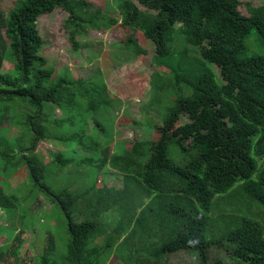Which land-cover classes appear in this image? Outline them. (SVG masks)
I'll return each mask as SVG.
<instances>
[{"label": "trees", "instance_id": "1", "mask_svg": "<svg viewBox=\"0 0 264 264\" xmlns=\"http://www.w3.org/2000/svg\"><path fill=\"white\" fill-rule=\"evenodd\" d=\"M135 1L144 10L132 0L113 4L120 22L153 44L156 63L174 60L172 80L154 88L161 94L170 88L175 98L162 124L154 126L156 140L135 142L102 159L100 149L114 140L116 104L105 98L107 87L101 79H75L67 67L54 70L41 54L44 40L37 21L57 9L65 12L62 27L78 50L77 38L87 28H109L118 20L88 8L84 0H16L7 13L0 0V211L19 208V199L7 194L5 185L9 187V180L23 168L30 189L44 191L64 216L56 234L48 233L37 264H100L111 248L122 264H164L177 252L195 254L199 264H225L226 257H209L216 247L224 248L235 264H264V223L242 219L218 240L206 238L213 228L214 200L238 182L264 207V54H246L252 31L264 47V5L241 0ZM128 44L130 40L123 47ZM191 51L199 57H191ZM4 62L12 66L7 73L2 72ZM183 117L186 122L179 124ZM90 121L106 137L94 139L93 145L84 141L91 136L84 128ZM44 142L60 147L46 163L37 153ZM169 146L183 156L182 162L168 158ZM89 148L94 154L83 161L100 164V169L111 166L122 178V191L79 199L65 189L55 192L46 186L48 168L64 173L70 153L86 154ZM131 185L146 194L145 208L143 203L128 207ZM110 211L118 213L123 225L107 233L97 221ZM146 212L160 226L161 239L139 255L129 243ZM23 218L20 208L18 221ZM25 231L14 237L17 246L0 248V260L17 257ZM142 236L149 238L150 233Z\"/></svg>", "mask_w": 264, "mask_h": 264}, {"label": "rangeland", "instance_id": "2", "mask_svg": "<svg viewBox=\"0 0 264 264\" xmlns=\"http://www.w3.org/2000/svg\"><path fill=\"white\" fill-rule=\"evenodd\" d=\"M16 0H1V9L7 13ZM88 8L104 12L108 18L118 20L117 24L109 28H87V31L77 38L78 50L71 47L67 34L62 27L67 14L59 9L51 14L42 15L37 26L44 40L41 54L47 59L56 72L62 67H67L75 79L97 81L101 79L106 87L105 98L109 102L116 104L112 110L117 115L115 120L114 136L116 145L111 144L108 148L100 149V156L106 159L112 152L122 151L124 148L131 147L133 143L141 141L156 140L154 126L161 125L166 114V109L174 102V95H171L170 88H165V95L158 93L154 85L169 83L172 80L170 66L173 59H166V64H158L153 59L154 46L145 40L142 33L126 28L120 22L119 11L113 4V0H84ZM136 5L138 3L132 0ZM253 6L264 5V0H241ZM141 10H144L139 5ZM244 14V8L241 9ZM130 40L127 47H123L124 42ZM171 46H174L173 44ZM246 54L248 56L263 55L264 47L260 45L255 31H252L246 42ZM191 57H199L194 51L190 52ZM206 64V63H205ZM214 69L213 65L206 64ZM12 66L8 62L3 63L2 72L7 73ZM218 73L217 69H215ZM219 77V74L217 75ZM219 80V78H218ZM176 90V89H175ZM188 90L183 94L187 95ZM120 102L118 104L117 102ZM171 103V104H170ZM170 105V106H169ZM57 117L60 115L55 111ZM100 124L108 125L103 120L96 119ZM186 122V118H181L179 124ZM86 132L91 134L84 141L91 145L95 140L106 139L105 134H101L99 127L93 121L86 122ZM93 137V140L92 138ZM102 143V142H100ZM60 147L51 142L40 143L37 153L42 162L51 161V152H55ZM60 150H64L61 148ZM92 148L88 153L71 154V163L65 168L64 173L54 174V168H48L44 179L46 186L53 191L59 192L63 189L69 191L79 199H89L94 195L108 196L111 190L122 191L123 183L120 175L111 166L100 164H88L83 161V157L94 154ZM92 151V152H91ZM168 158L171 160L183 161V156L178 157V151L172 146L168 148ZM187 159V158H185ZM258 164L262 163L257 159ZM27 174L22 168L9 180V187L5 185L7 194L19 199V208L16 211L4 213L0 211V248L4 246H17L19 242L14 241L15 236H19L21 229L25 233L21 234L24 241L17 257L5 255L6 261L0 260V264H37L38 258L42 255L46 244L48 233L56 234L64 221L63 212L56 208L44 191L38 187L30 189V184L26 180ZM26 180V181H25ZM3 184L0 180V186ZM129 197L127 198L128 207L143 203V208L148 205V199L137 185H131ZM32 191V193H30ZM115 192V191H114ZM39 204H35L36 201ZM210 216L214 219L212 231L206 233L207 239L218 240L223 233L236 228L242 219L253 220L259 224L264 223V207L251 200L242 189V182H238L226 194L218 196L214 200ZM35 204V205H34ZM23 214V220L18 221L19 211ZM126 209V204H125ZM131 211L132 209H126ZM146 212L143 217L142 225L135 226L131 236L129 247L134 253L142 255L143 249L148 250L150 245L158 243L161 239L160 226ZM81 218V217H80ZM60 219V220H58ZM120 216L115 211L101 214L98 218V228L110 233L120 222ZM133 227V226H132ZM150 236H142L145 232ZM165 233V232H164ZM66 238V236H65ZM99 237L98 239H102ZM11 239V240H10ZM12 251V250H10ZM127 252V251H126ZM210 258H227L225 264H235L226 256L224 248H213L209 254ZM112 248L101 259L100 264H122ZM164 264H199L195 254L177 252L168 255ZM134 264H141L136 262Z\"/></svg>", "mask_w": 264, "mask_h": 264}, {"label": "crops", "instance_id": "3", "mask_svg": "<svg viewBox=\"0 0 264 264\" xmlns=\"http://www.w3.org/2000/svg\"><path fill=\"white\" fill-rule=\"evenodd\" d=\"M116 143H117V141H116V138H115V136H114V140H113V142H112V144H115L116 145ZM111 145V144H110ZM112 153H114V152H112ZM25 241V240H24Z\"/></svg>", "mask_w": 264, "mask_h": 264}]
</instances>
